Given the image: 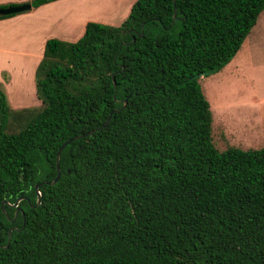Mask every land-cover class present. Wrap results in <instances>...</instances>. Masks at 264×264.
<instances>
[{"label":"trees","instance_id":"1","mask_svg":"<svg viewBox=\"0 0 264 264\" xmlns=\"http://www.w3.org/2000/svg\"><path fill=\"white\" fill-rule=\"evenodd\" d=\"M263 12L264 0H137L120 26L47 41L40 106L13 109L0 83V264H264V146L219 151L199 84ZM90 132L48 184L60 148Z\"/></svg>","mask_w":264,"mask_h":264},{"label":"rangeland","instance_id":"2","mask_svg":"<svg viewBox=\"0 0 264 264\" xmlns=\"http://www.w3.org/2000/svg\"><path fill=\"white\" fill-rule=\"evenodd\" d=\"M136 1L77 0L66 6L79 9L77 30L81 34L86 21L120 26ZM5 26L9 25L0 26V83L4 86L3 82L11 76L12 82L5 85L11 99L33 94L36 102L42 104L33 79L34 55L40 53V48L30 42L12 45L26 27ZM63 29L54 27L52 32ZM77 34L69 38L70 42H77L83 35ZM199 84L211 105L213 140L219 151L264 146V12L235 58L221 72L202 77Z\"/></svg>","mask_w":264,"mask_h":264},{"label":"crops","instance_id":"3","mask_svg":"<svg viewBox=\"0 0 264 264\" xmlns=\"http://www.w3.org/2000/svg\"><path fill=\"white\" fill-rule=\"evenodd\" d=\"M32 1L33 0H0V6L8 5V4L20 5L24 3H31ZM75 1L77 0H58L56 2L43 5L39 8H33L30 12L18 14L14 17L0 20V26L9 25L5 27H10L16 25H23L24 28L26 27L25 30L22 29L21 32L17 35L16 41H14L12 45H21L23 44V42H30L31 44L36 45L38 46V48H40V53L34 55L35 58V62L33 66L34 83H35L36 70L43 58L45 45L47 41L52 38H57L63 41L70 42V40L72 39L69 38L75 37V35L79 32V30H77L79 28V21H80L79 9L77 7H71L68 9L66 6L68 4L74 3ZM63 8H65V10ZM88 23L89 22L86 21V23L83 24V28ZM54 27L64 28V29L63 31H58L57 33H54L52 32V28ZM84 33L81 34L84 35ZM81 34L78 33L77 36H81ZM26 38H28L29 41H26ZM12 80L13 78L9 76V79L3 82L4 88L5 85L6 84L9 85L12 82ZM32 95L29 96L24 95L13 99L10 98V95L7 96L9 103L13 109H23V108L37 107L41 105L40 101L36 102L35 96Z\"/></svg>","mask_w":264,"mask_h":264},{"label":"water","instance_id":"4","mask_svg":"<svg viewBox=\"0 0 264 264\" xmlns=\"http://www.w3.org/2000/svg\"><path fill=\"white\" fill-rule=\"evenodd\" d=\"M175 2V0H174ZM33 9V6H32V3H24V4H20V5H10L8 7H1L0 8V18L1 17H7V16H12V15H18V14H23V13H26V12H30L31 10ZM176 12L177 10L175 9V15H174V21H173V24L175 23V20H176ZM143 35V34H142ZM135 40V39H134ZM115 87H116V83H115ZM126 101H125V104L124 106H126ZM111 117L112 115L109 117V119L107 120L105 126H107L109 123H110V120H111ZM94 132H90L88 133L87 135H81V136H78L68 142H66L59 150L58 152V157H57V163H58V175L56 177V179L51 182V183H48L50 185H56L60 179V176H61V170H60V167H59V162H60V158H61V154L63 152V150L69 145L71 144L73 141H76V140H79L81 138H84L85 136H90L92 135ZM39 187H37L38 189ZM24 198H21L17 201V203L15 205H13V207H18L19 203L23 200ZM40 198L38 199V206L40 205ZM21 209L19 208L17 211H16V216L18 215V212H20ZM5 214H6V211H4ZM11 234L12 232H10V236H9V243H10V240H11ZM8 247V246H7ZM6 247V248H7Z\"/></svg>","mask_w":264,"mask_h":264}]
</instances>
